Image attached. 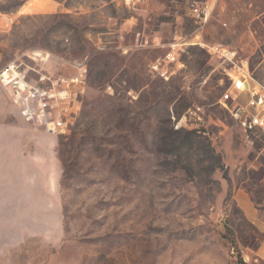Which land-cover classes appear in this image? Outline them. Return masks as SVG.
Listing matches in <instances>:
<instances>
[{
  "label": "rangeland",
  "instance_id": "obj_1",
  "mask_svg": "<svg viewBox=\"0 0 264 264\" xmlns=\"http://www.w3.org/2000/svg\"><path fill=\"white\" fill-rule=\"evenodd\" d=\"M194 1L0 0V70L33 51L88 68L57 135L0 88V264H240L260 244L235 194L264 219V140L220 104L230 66L186 43L229 46L264 82V0H227L205 26Z\"/></svg>",
  "mask_w": 264,
  "mask_h": 264
},
{
  "label": "built area",
  "instance_id": "obj_2",
  "mask_svg": "<svg viewBox=\"0 0 264 264\" xmlns=\"http://www.w3.org/2000/svg\"><path fill=\"white\" fill-rule=\"evenodd\" d=\"M227 0H200L190 5V16L196 24L205 26ZM186 45L198 46L230 66L227 73L231 85L220 100L245 133L264 140V82L255 78L248 59L223 44H210L199 36ZM184 46L177 43L174 49ZM176 51V50H175ZM180 51V50H177ZM176 52L167 59L175 60ZM52 55L47 51L23 54L0 70V88L7 92L22 119L57 135L72 125L80 111L88 68L85 63L66 62L67 69L58 73L49 67ZM154 70L167 78V67L161 63ZM203 107L190 109L176 122V129H191L203 122Z\"/></svg>",
  "mask_w": 264,
  "mask_h": 264
},
{
  "label": "crops",
  "instance_id": "obj_3",
  "mask_svg": "<svg viewBox=\"0 0 264 264\" xmlns=\"http://www.w3.org/2000/svg\"><path fill=\"white\" fill-rule=\"evenodd\" d=\"M235 203L244 212L247 220L263 234L262 241L255 249L244 248L242 250L243 263L264 264V219L261 218L259 211L247 193L238 191L235 194Z\"/></svg>",
  "mask_w": 264,
  "mask_h": 264
},
{
  "label": "trees",
  "instance_id": "obj_4",
  "mask_svg": "<svg viewBox=\"0 0 264 264\" xmlns=\"http://www.w3.org/2000/svg\"><path fill=\"white\" fill-rule=\"evenodd\" d=\"M177 133H178V134H181V131H177ZM189 135H191V132H189ZM189 135H188V136H189ZM240 264H244L242 258H241V260H240Z\"/></svg>",
  "mask_w": 264,
  "mask_h": 264
}]
</instances>
